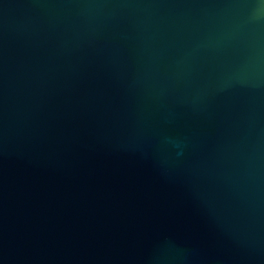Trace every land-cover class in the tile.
<instances>
[{
  "label": "water",
  "instance_id": "1",
  "mask_svg": "<svg viewBox=\"0 0 264 264\" xmlns=\"http://www.w3.org/2000/svg\"><path fill=\"white\" fill-rule=\"evenodd\" d=\"M0 264H264V0H0Z\"/></svg>",
  "mask_w": 264,
  "mask_h": 264
}]
</instances>
